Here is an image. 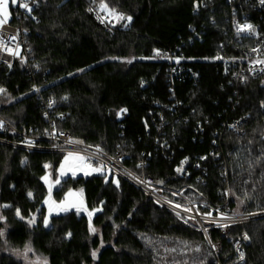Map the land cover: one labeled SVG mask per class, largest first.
<instances>
[{"label":"trees","instance_id":"1","mask_svg":"<svg viewBox=\"0 0 264 264\" xmlns=\"http://www.w3.org/2000/svg\"><path fill=\"white\" fill-rule=\"evenodd\" d=\"M92 2L118 11L122 22L101 24ZM240 7L234 15L227 0H38L24 15L11 7L12 23L27 32L12 69L0 66V114L42 136L52 103L57 129L109 154L121 152L129 169L182 189L200 213L232 212L238 198L243 213L264 214V75L242 81L214 60L233 39V16L242 19L246 11L264 27V11L244 1ZM157 48L177 51L198 78H178L171 90L168 63L153 56ZM238 118L241 134L225 126ZM17 139L0 132V264H24L12 250L27 245L47 264H215L196 222L110 171L68 176L54 193L63 198L82 187L86 206L101 209L92 219L99 233L74 210L45 225L42 176L48 170L56 176L65 153L46 149L52 145L46 139L37 141L45 149L31 150L11 143ZM226 227V235L221 226L206 229L211 241L222 243V261L234 260L232 242L247 234L240 264H264V215ZM162 242L173 249L153 248Z\"/></svg>","mask_w":264,"mask_h":264},{"label":"built area","instance_id":"2","mask_svg":"<svg viewBox=\"0 0 264 264\" xmlns=\"http://www.w3.org/2000/svg\"><path fill=\"white\" fill-rule=\"evenodd\" d=\"M230 4L231 13L234 15L238 13L239 8H241L242 1L244 3H249L253 8L264 11V2L262 0H227ZM7 10L9 11V16L5 19V16L0 13V20H4L3 24H0V66L2 65H12L17 58L21 55V51L25 47L24 34L27 30L24 27H19L12 23L13 13L11 7H14L16 14H28L35 4L31 0H8ZM24 5H27L25 7ZM90 11L94 14L95 18L105 26H109L115 23L114 19L110 20L106 15V11L102 8V5L97 2H92L90 5ZM249 15L246 11L242 12V19L236 16L231 18V29L233 39L225 45L223 52H218L214 56V60L221 65L222 71L226 74H231L233 78L245 81L246 79L258 78L264 75V27L260 25H255L252 20L249 19ZM261 20L264 24V14H261ZM251 25V29L244 26ZM26 54V53H25ZM153 56L156 59L166 60L168 63V79L171 82V90H173L174 82L178 78L189 77L192 79L198 78V72L192 67L187 66L181 55L175 50L170 49H155ZM27 72H31V68L28 66L26 68ZM1 89V88H0ZM34 90L37 94V98L43 99L42 92L38 86H34ZM3 91H0V96ZM52 103H50L44 112V119L48 123V128L45 130L42 136H34L20 128L13 126L7 119H5L0 114V132L5 130L10 131L18 136L16 141L11 143L15 146H20L26 149H45L37 144L40 139H46L52 142V145L46 149L57 151V152H76L83 154L88 163L92 167L98 168L100 171H110L118 175L123 176L134 185L139 187L143 192H145L150 198L156 201L160 206L170 210L178 217L182 218L184 221L189 223L196 222L198 227L206 234L209 246L214 256L215 264H240L244 261L245 250L244 244L250 242V237L244 234L241 238L232 242L234 260L232 262H224L220 259L219 253L222 249V243L220 241L213 242L209 239L207 235L208 226H221V234L226 235L228 233L229 224L250 220L264 214H249L240 213L235 217L230 215H224L223 218L228 219L226 223L220 224H207V218H215L220 216H215L220 211H215L209 213H200L196 202L191 201L187 198L182 189L180 190H170L166 188L162 183H159L154 177L145 171L135 172L129 169L123 163V155L121 152L116 154H109L99 146H94L85 143L84 141L75 138L69 131L59 130L56 128L54 121L51 117V113L48 110L52 109ZM63 117L64 114L57 113ZM125 115V112H122ZM163 117V116H161ZM162 120V119H161ZM164 120V119H163ZM162 120V121H163ZM244 119L238 118L233 120H228L225 122V126L228 130L234 133H243ZM144 166V162L141 163ZM226 175V174H225ZM193 189V188H192ZM195 190V189H194ZM179 196L183 199V202L175 199L174 197L168 195ZM201 195L200 193H198ZM227 197L230 198V193H227ZM205 204V203H204ZM189 206L192 211L185 210L180 206ZM189 213L193 215V218L189 216ZM223 214L227 212H222ZM213 215V216H208ZM233 218V219H231ZM212 221V220H211ZM241 253H243V258H241Z\"/></svg>","mask_w":264,"mask_h":264},{"label":"rangeland","instance_id":"3","mask_svg":"<svg viewBox=\"0 0 264 264\" xmlns=\"http://www.w3.org/2000/svg\"><path fill=\"white\" fill-rule=\"evenodd\" d=\"M31 1L34 2L35 4L38 3V0H31ZM13 3H14V0H13ZM102 8L106 11V15L109 17L110 20L114 19L115 21L114 24L122 22L124 17L118 11L110 10L104 4H102ZM27 12L30 13L31 10ZM7 16H9L8 10H7ZM127 20L129 21V19ZM263 83H264V80H263ZM69 153H72L73 155L69 157ZM66 157H67V160H66ZM80 157H82L83 159H79ZM97 173H100L99 169L96 167H92L88 163L87 158L83 154L76 153V152H66L63 155L62 160L60 161L59 165L57 166L56 176L53 175L51 170H48L42 176V180L45 183L46 188H47V194L43 201V204L45 205V208H46L45 225L47 226L50 225L51 216L63 214L68 211L74 210L79 214L85 213L89 218V222L91 225L90 226L91 231L92 229H94L95 231H92L93 233H99L100 229L97 227L95 228L93 227L92 219L97 213L100 212L101 209L94 208L91 210L86 206L85 199H84V192H83L82 187L68 189L63 198H57L54 195L55 190L60 187L61 181L67 178L68 176H72V177H77L79 175L89 176V175H93ZM115 180L117 179L115 178ZM57 181H59V183H57ZM235 203L236 205L232 212H227L225 214H223L222 212H219L215 216H220V217L207 218L206 219V221L208 222L207 224L226 223L228 219L223 218L222 216L230 215L231 217H235L238 214L242 213L243 202L239 200L238 198H235ZM180 207L184 208L185 210L192 211V209L189 206L182 205ZM63 209H67V210H63ZM189 216L193 218V215L191 213H189ZM208 216H213V215H208ZM0 219H1V216H0ZM35 220H36V216H34L31 219V222L34 223ZM2 232H3L2 234H4V231ZM153 248H156V249L158 248V250L159 248L162 249L163 250L162 253H164L165 250L173 249L172 247H170V244H165L164 242H162L160 245L154 246ZM12 252L15 255V257L21 260L24 264H47L48 263L47 258L43 256L42 254L36 253L30 245H27L21 249L15 248L12 250Z\"/></svg>","mask_w":264,"mask_h":264},{"label":"snow or ice","instance_id":"4","mask_svg":"<svg viewBox=\"0 0 264 264\" xmlns=\"http://www.w3.org/2000/svg\"><path fill=\"white\" fill-rule=\"evenodd\" d=\"M262 2H264V0H262ZM7 4H8V0H0V13H2L5 16V19L7 18ZM24 6L27 7V5H24ZM128 19L131 20V17H128ZM4 22H5L4 20H0V24H3ZM244 27L251 29V25H246ZM0 91H3V90L0 89ZM122 111H126V110H122ZM72 155H73L72 153H69V157H71ZM79 159H83V158L80 157ZM66 160H67V157H66ZM57 183H59V181H57ZM29 195H31V193H29ZM63 210H67V209H63ZM92 231H95V230L92 229ZM93 256H95V253H93ZM241 258H243V253H241Z\"/></svg>","mask_w":264,"mask_h":264},{"label":"water","instance_id":"5","mask_svg":"<svg viewBox=\"0 0 264 264\" xmlns=\"http://www.w3.org/2000/svg\"><path fill=\"white\" fill-rule=\"evenodd\" d=\"M9 68L12 69V65H9Z\"/></svg>","mask_w":264,"mask_h":264}]
</instances>
